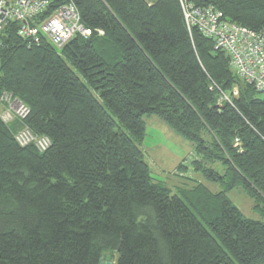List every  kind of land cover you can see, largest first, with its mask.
I'll return each mask as SVG.
<instances>
[{
  "label": "trees",
  "instance_id": "obj_1",
  "mask_svg": "<svg viewBox=\"0 0 264 264\" xmlns=\"http://www.w3.org/2000/svg\"><path fill=\"white\" fill-rule=\"evenodd\" d=\"M191 1L264 28V0ZM68 3L89 34L59 49L0 33V94L30 110L0 120V264H264V220L226 194L242 187L264 216V98L179 0H50L39 20ZM151 117L193 146L172 179L145 160ZM23 127L49 146L19 145Z\"/></svg>",
  "mask_w": 264,
  "mask_h": 264
},
{
  "label": "built area",
  "instance_id": "obj_2",
  "mask_svg": "<svg viewBox=\"0 0 264 264\" xmlns=\"http://www.w3.org/2000/svg\"><path fill=\"white\" fill-rule=\"evenodd\" d=\"M179 1L187 29L195 27L203 36L211 39L214 49L222 50L228 56L232 71L241 80L253 85L260 97L264 98V28L254 31L225 20L219 10L196 7L191 0ZM49 5L50 0H0V33L9 23H16L18 36L28 40L29 44L46 40L57 49L76 34H89V30L79 22V14L72 3L56 8L40 21ZM2 94V98L13 100L15 105L17 103L19 110V114L13 111L14 118L0 114L2 122L9 123L19 117L24 119L28 115L29 107L26 104L9 93ZM20 131L23 133L21 136ZM14 137L19 145H33L38 151L45 150L50 144L48 137L36 136L25 127L20 128Z\"/></svg>",
  "mask_w": 264,
  "mask_h": 264
},
{
  "label": "rangeland",
  "instance_id": "obj_3",
  "mask_svg": "<svg viewBox=\"0 0 264 264\" xmlns=\"http://www.w3.org/2000/svg\"><path fill=\"white\" fill-rule=\"evenodd\" d=\"M79 22H80V18H79ZM233 94L234 95L236 94L235 89H233ZM2 96L3 94H0V102H1L0 114L5 115L7 118H12V117L14 118L15 116L13 111L19 114L18 104L16 103L15 105V103H12L13 100L2 98ZM224 98L227 101L229 100L228 96ZM9 109H11V112L9 111ZM17 119H20V117ZM149 119H153L154 121H157V117H151ZM147 122L148 123L146 125V135L143 139L141 147L144 150V154H145L144 157L150 167L152 177H155L157 179V178H164L167 176V177H171L172 179L173 177L172 172L174 170V167H176L177 164L176 162L178 160V157L185 156V152L189 150L187 149V147H185V145L189 142L186 140L184 142H180L178 141L179 138L176 139H173L172 137L170 138V135H167V132L166 134H164L163 131V128H165L164 124H162V126H154L153 124H151V121L150 122L148 121V118H147ZM169 129L171 128L169 127ZM19 135L21 136L23 135V133L20 131ZM190 153H192V151H190ZM194 173L196 174L198 180H202L203 185L211 193L215 194L224 189V185H222L219 182L207 180L201 172L194 171ZM172 181L173 182H168V183L171 184L170 186L173 192L178 193L175 186L177 187L181 186L179 184H176V182H178L179 180L173 179ZM226 194L246 217L255 220H264V216L261 214V212H259L253 207L254 204L253 198L250 197L242 187H235L233 189H230L229 191H227Z\"/></svg>",
  "mask_w": 264,
  "mask_h": 264
},
{
  "label": "crops",
  "instance_id": "obj_4",
  "mask_svg": "<svg viewBox=\"0 0 264 264\" xmlns=\"http://www.w3.org/2000/svg\"><path fill=\"white\" fill-rule=\"evenodd\" d=\"M148 121H149V122L151 121V124H153L154 126H162V124H164V126H165V128H163L164 134H166V132H167V135H170V138H171V137H172L173 139L179 138L178 141H180V142H184V141H185V139H183L180 135H178L177 133H175L173 130L169 129V127H168L163 121H161L160 119L157 118V121H154L153 119H148ZM147 123H148V122H147ZM147 123H146V125H147ZM184 144H186V143H184ZM181 145H182V144H181ZM185 147H187V149H189V150H187V151L185 152V156H184V157H181V156L178 157V160H177V162H176L177 164H178L179 162H181L182 160H184L185 158H187L188 155H189V153H190V151H192V145H191L190 143H187V144L185 145ZM179 160H180V161H179ZM178 161H179V162H178ZM177 164H176V165H177ZM188 174H189L190 177L198 179L197 176H196V174L193 172V170H190V171L188 172ZM178 180H179V179H178ZM201 181H202V180H201ZM180 183H181L180 180H179L178 182H176V184H180Z\"/></svg>",
  "mask_w": 264,
  "mask_h": 264
},
{
  "label": "water",
  "instance_id": "obj_5",
  "mask_svg": "<svg viewBox=\"0 0 264 264\" xmlns=\"http://www.w3.org/2000/svg\"><path fill=\"white\" fill-rule=\"evenodd\" d=\"M101 264H104L103 262ZM105 264H111V263H105Z\"/></svg>",
  "mask_w": 264,
  "mask_h": 264
},
{
  "label": "bare ground",
  "instance_id": "obj_6",
  "mask_svg": "<svg viewBox=\"0 0 264 264\" xmlns=\"http://www.w3.org/2000/svg\"><path fill=\"white\" fill-rule=\"evenodd\" d=\"M85 28V27H84ZM83 37V36H82Z\"/></svg>",
  "mask_w": 264,
  "mask_h": 264
}]
</instances>
